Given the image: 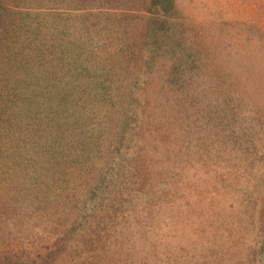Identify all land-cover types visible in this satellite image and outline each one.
Segmentation results:
<instances>
[{
  "label": "rangeland",
  "instance_id": "374dc122",
  "mask_svg": "<svg viewBox=\"0 0 264 264\" xmlns=\"http://www.w3.org/2000/svg\"><path fill=\"white\" fill-rule=\"evenodd\" d=\"M0 264H264V0H0Z\"/></svg>",
  "mask_w": 264,
  "mask_h": 264
}]
</instances>
